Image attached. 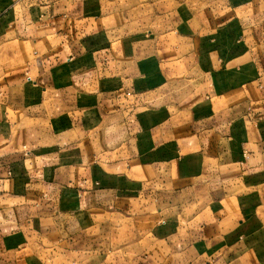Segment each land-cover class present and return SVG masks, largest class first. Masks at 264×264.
Listing matches in <instances>:
<instances>
[{
    "label": "crops",
    "instance_id": "crops-1",
    "mask_svg": "<svg viewBox=\"0 0 264 264\" xmlns=\"http://www.w3.org/2000/svg\"><path fill=\"white\" fill-rule=\"evenodd\" d=\"M161 1L173 29L151 46L183 37L198 74L178 100L118 78L100 2L35 0V36L0 40V264H264V0ZM146 36L126 31L128 50Z\"/></svg>",
    "mask_w": 264,
    "mask_h": 264
},
{
    "label": "rangeland",
    "instance_id": "rangeland-1",
    "mask_svg": "<svg viewBox=\"0 0 264 264\" xmlns=\"http://www.w3.org/2000/svg\"><path fill=\"white\" fill-rule=\"evenodd\" d=\"M92 1L100 2L99 5L101 6V8H103V12L106 13L105 14L106 16L110 11V9L111 11L113 12L115 11L117 13L115 16L112 17V19L114 21L113 23H116V27L118 28L117 37H116V40L118 41L117 42L118 46L116 49V56H115L116 65L118 68V76H119L118 78L121 77L125 78V74H128V76H130L129 78L134 79L133 82H136V80L141 78L143 81L148 80L149 90L146 93L147 100L157 99L159 100V104L162 102L164 98L165 100H167L170 98L173 99L174 97L178 100L179 98H182L186 94L188 95V91L190 90V88H192V84L195 83V80H193L192 83L189 80V77L196 78L198 74L196 70L189 72L188 69L186 70L180 67V63L184 65L183 63L186 61V59H184L186 51L183 50V47L186 45L185 39L183 37L179 38L181 50L178 53H173L167 50L158 52L156 48H153L151 46V45L154 46V44L156 45L159 36L161 41L163 40V38L161 37H163L164 32L167 31L169 32L170 30L173 29L171 28L172 26H170L171 22L170 21L168 22L167 20L169 16L167 15L163 16V14L168 13V11H163V10H166L170 7H172L173 9L174 6L172 2H169L168 4H163L164 1L161 0H92ZM185 1L187 3V6L181 8L183 11L188 10L189 8L188 5L193 10L195 9V7H197L198 10L204 7V4L202 3H199L197 5H190L189 0H185ZM206 1L209 2V0H205V2ZM34 2L35 0H21L19 2L10 5L8 11H10L11 15H9V17H6L8 19L7 21H4L3 19L0 22L1 23L0 26L3 27L4 25L5 27L4 34L2 35V37H0V40L3 41L4 38L11 39L12 37L15 36L14 33L15 30L17 32V35L27 34L28 38H30L29 34L32 36L35 34L34 32L32 33V30L33 28L38 27L40 24L37 23L36 26L34 22L30 21V16H29V14H31L32 12L31 8L33 7L39 8L34 4ZM77 8H78V3L75 2L74 4H71L69 8V12L71 13L73 10H77ZM179 9L180 8L177 7V11ZM56 11H60V10H56ZM177 11L174 14H176ZM125 14L130 15L129 20H126L127 18ZM109 21L110 19L107 17H105L104 20H102V22H104L105 25L108 24ZM55 22L57 23L58 21H54L53 23ZM7 24L10 25V29H9L10 31L6 30V28H9ZM174 29H176V26L174 27ZM128 30H131L132 32L137 34L139 33L141 35H147L148 37L146 36V38L149 39L151 38L150 36H153V38H155V41L151 39L150 42L148 43L149 45L148 47L150 50H146V47L144 48L145 52H141V53L135 52L134 50L132 51L128 50V48L132 45V43H130V39L127 40L125 38V33ZM163 30L164 32H162ZM177 40L178 39H176V41ZM171 43L173 44V42L170 41L169 44ZM13 44H15L16 47L17 46L19 47L21 45L23 46L26 45L27 48H29V50H27L28 52H30L31 46H34L32 41L27 42L26 44L19 39L15 40V43ZM4 63L9 65L10 63L12 64V61L4 57ZM177 71L180 74L175 75ZM163 77L165 78V81L163 80ZM127 85L128 87L131 86L130 88H134L133 87L134 85L133 86L131 85L130 80H129V84ZM132 92L134 91L132 90ZM132 92L127 91L125 96L133 97ZM70 95H73V93H70ZM187 95L186 97H188ZM73 103H77V102L74 101ZM30 123L32 122L26 121L23 124L28 125ZM104 123L106 124L107 121L103 122V124ZM106 129L108 131L106 132L108 135H115L113 141L111 143L109 141L106 147L109 148L111 145L114 147L120 144L122 137L124 136V132H122V127L119 125V123L117 124L112 123ZM105 135L106 134H99L98 136V134H95L93 131L91 132L90 136L93 139L97 138L96 140L98 144L95 145L97 151L103 149L102 146L106 149L105 144L106 141L110 139V137L106 135L107 139H105ZM101 137H103L104 139H100Z\"/></svg>",
    "mask_w": 264,
    "mask_h": 264
}]
</instances>
